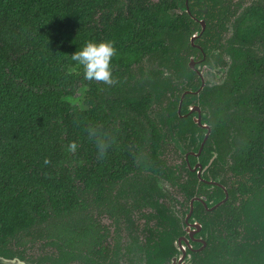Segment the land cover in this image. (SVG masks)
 I'll return each instance as SVG.
<instances>
[{"label": "trees", "instance_id": "obj_1", "mask_svg": "<svg viewBox=\"0 0 264 264\" xmlns=\"http://www.w3.org/2000/svg\"><path fill=\"white\" fill-rule=\"evenodd\" d=\"M171 3L0 0L1 251L13 240L92 250L100 235L95 213L110 204L116 186L131 174L157 171L148 105L128 78L144 56L164 46L162 30L178 27L167 12ZM253 14L246 36L264 43V8ZM89 40L114 42L115 86L85 80L71 60ZM242 66L262 76L249 100L264 116V57ZM89 127L115 137L103 159ZM73 141L78 148L70 153ZM243 152V176L264 184V117L249 123Z\"/></svg>", "mask_w": 264, "mask_h": 264}, {"label": "flooded vegetation", "instance_id": "obj_2", "mask_svg": "<svg viewBox=\"0 0 264 264\" xmlns=\"http://www.w3.org/2000/svg\"><path fill=\"white\" fill-rule=\"evenodd\" d=\"M263 8L264 0H172L178 27L162 30L164 46L128 78L148 105L157 171L116 186L95 213L92 250L13 240L0 264H264V184L247 181L240 165L249 123L264 117L249 100L262 76L242 66L264 57V43L246 36Z\"/></svg>", "mask_w": 264, "mask_h": 264}, {"label": "clouds", "instance_id": "obj_3", "mask_svg": "<svg viewBox=\"0 0 264 264\" xmlns=\"http://www.w3.org/2000/svg\"><path fill=\"white\" fill-rule=\"evenodd\" d=\"M116 54L117 49L113 41L95 42L89 40L85 42L82 49L71 55V60L76 62V68L82 69L85 80L111 87L119 82L113 77L112 69V59ZM87 133L89 139L94 142L98 158H105L108 149L115 143V137L108 133H102L95 127H89ZM77 148L78 145L75 141L67 145V151L70 153H75ZM44 163L48 164L50 161L45 159Z\"/></svg>", "mask_w": 264, "mask_h": 264}, {"label": "water", "instance_id": "obj_4", "mask_svg": "<svg viewBox=\"0 0 264 264\" xmlns=\"http://www.w3.org/2000/svg\"><path fill=\"white\" fill-rule=\"evenodd\" d=\"M20 260H21L20 258L15 257V258H12L11 261L10 260H8V261H9V263H13V264H26L25 262H22Z\"/></svg>", "mask_w": 264, "mask_h": 264}]
</instances>
